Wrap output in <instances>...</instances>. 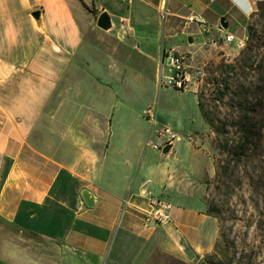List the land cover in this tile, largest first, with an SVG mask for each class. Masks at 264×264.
<instances>
[{"label":"crops","instance_id":"0c3cea01","mask_svg":"<svg viewBox=\"0 0 264 264\" xmlns=\"http://www.w3.org/2000/svg\"><path fill=\"white\" fill-rule=\"evenodd\" d=\"M256 1L0 0V264H147L157 253L194 263L212 252L211 158L191 165L176 140L166 153L153 146L155 125L81 68L86 30L106 11L145 58L173 47L192 72L196 52L173 38L245 40ZM191 14L205 24L186 23ZM152 197L171 202L170 222L146 224Z\"/></svg>","mask_w":264,"mask_h":264},{"label":"rangeland","instance_id":"374dc122","mask_svg":"<svg viewBox=\"0 0 264 264\" xmlns=\"http://www.w3.org/2000/svg\"><path fill=\"white\" fill-rule=\"evenodd\" d=\"M254 19L258 31L263 32L264 20L259 21L257 15ZM117 28L114 21L109 32L96 26L93 27L97 31L95 34L90 29L86 30L89 41L84 43V50L88 49V53H85L81 68L87 71V75L107 83L115 92L114 99L126 100L129 109L146 117L150 123L151 118L145 111L151 108L156 121L154 131L165 125L177 133L174 144L179 145L185 163L199 161L203 164L208 156L211 158L214 173L207 179L206 198L218 211V247L214 255L204 257L206 263L264 264V134L246 155L239 159L229 158L219 143L225 136L235 138L234 127L229 124L230 114L235 113L231 106L233 102L228 97L217 100L214 86L208 82L217 74L218 63L233 61L244 47L245 40L241 48L236 47L238 38L230 43L218 39L216 46H203L202 34H177L173 39L187 52H196L194 63L197 62L203 71L196 87L190 84L179 89L167 82V77L172 74L167 65L161 68L160 59L151 61L145 58L137 49L135 39L128 35H115ZM227 30L237 34L235 28ZM188 37L194 42L189 43ZM262 51L260 71L264 76V49ZM250 79H253L252 74ZM198 93L208 113L224 122L225 136L214 132L203 120L198 108ZM199 263L200 260L181 262L175 257L157 253L147 264Z\"/></svg>","mask_w":264,"mask_h":264},{"label":"trees","instance_id":"16d2710c","mask_svg":"<svg viewBox=\"0 0 264 264\" xmlns=\"http://www.w3.org/2000/svg\"><path fill=\"white\" fill-rule=\"evenodd\" d=\"M255 15L258 16L259 21L264 20V0L256 1V8L246 25L244 47L240 49L233 61L218 63L217 74L208 79V82L214 86L213 91L217 100L228 97L233 102L231 106L235 113L230 114L229 124L234 127L235 138L230 139L225 136L227 130L224 122L211 116L204 107L201 95L199 93L197 95L198 108L203 120L214 132L225 136L219 146L229 158L239 159L246 155L256 140L264 134V76L260 71L263 61L264 39L262 38L264 36L262 33L264 30L263 32L258 31ZM251 74L254 80L250 79ZM208 205L207 211L218 216L217 208L210 203ZM217 247L218 244L215 241L214 248L208 255H214ZM209 264H212L211 261ZM215 264L231 263L222 261Z\"/></svg>","mask_w":264,"mask_h":264},{"label":"built area","instance_id":"2783aa9c","mask_svg":"<svg viewBox=\"0 0 264 264\" xmlns=\"http://www.w3.org/2000/svg\"><path fill=\"white\" fill-rule=\"evenodd\" d=\"M186 23L195 22L199 26L205 24V20L201 15L191 14L186 17ZM223 41L230 43L234 40L233 34L226 33L223 36ZM244 45V39H239L236 42V47L241 48ZM160 67L168 66L171 70V75L167 77V82L174 88L184 89L191 84V81L199 82L203 75L202 68L198 66V71H190L191 64L190 58L184 53L177 52L173 47H167L164 45L160 46ZM147 117L151 118L152 125L155 124V114L151 108L145 111ZM157 137L160 140L159 144L153 146L162 149L163 146L171 145L177 138L178 135L168 126H161L157 128ZM171 208L172 204L168 200L152 197L149 200V212L146 215L145 222L150 223H166L171 221Z\"/></svg>","mask_w":264,"mask_h":264},{"label":"water","instance_id":"95a60500","mask_svg":"<svg viewBox=\"0 0 264 264\" xmlns=\"http://www.w3.org/2000/svg\"><path fill=\"white\" fill-rule=\"evenodd\" d=\"M30 15L36 20V22H39L40 11L38 9L32 11L30 13ZM221 20L222 21L220 22V25L223 29H225L227 24H226V22L223 21V18H221ZM113 25L114 24L111 20V17L106 11H102L101 13H99V15L96 18V26L97 27H99L102 30L109 31L113 28ZM188 41H189V43H192L193 39L191 37H188ZM169 148H170L169 144L163 146L162 152L166 153L169 150ZM81 195H82V198L84 199V202L86 205H88V206L93 205L94 198H93V195L89 191L83 190L81 192ZM152 222H153V224L155 223L154 221H152ZM199 264H207V263H206V260L204 258H202V259H200Z\"/></svg>","mask_w":264,"mask_h":264}]
</instances>
